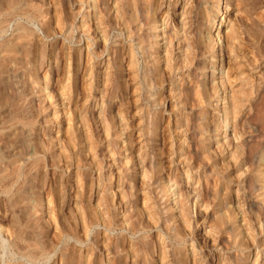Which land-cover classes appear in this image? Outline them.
Returning a JSON list of instances; mask_svg holds the SVG:
<instances>
[{
	"label": "rangeland",
	"instance_id": "obj_1",
	"mask_svg": "<svg viewBox=\"0 0 264 264\" xmlns=\"http://www.w3.org/2000/svg\"><path fill=\"white\" fill-rule=\"evenodd\" d=\"M0 264H264V0H0Z\"/></svg>",
	"mask_w": 264,
	"mask_h": 264
},
{
	"label": "bare ground",
	"instance_id": "obj_2",
	"mask_svg": "<svg viewBox=\"0 0 264 264\" xmlns=\"http://www.w3.org/2000/svg\"><path fill=\"white\" fill-rule=\"evenodd\" d=\"M226 12H227V9H226ZM226 12H225V13H226ZM219 20H221V22H220V26L223 25V24H224L223 21H222L223 18L220 17ZM215 38L218 40V43L221 44V42H222V41H221V35L216 34V35H215ZM216 39H215V40H216ZM220 55H222V53H220ZM220 61H221V63H223V59L220 60ZM220 73H222V70H220ZM225 126H226V127H225V129H224V132H226V131L228 130V126H231V125H229V120H227V123H226ZM160 130H162V129H160Z\"/></svg>",
	"mask_w": 264,
	"mask_h": 264
}]
</instances>
